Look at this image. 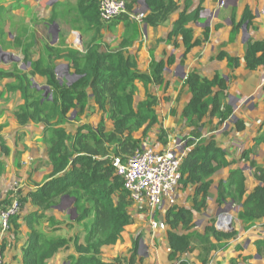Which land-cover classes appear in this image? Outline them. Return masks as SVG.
<instances>
[{"label": "trees", "instance_id": "16d2710c", "mask_svg": "<svg viewBox=\"0 0 264 264\" xmlns=\"http://www.w3.org/2000/svg\"><path fill=\"white\" fill-rule=\"evenodd\" d=\"M147 12L143 17L144 23L155 27L179 12L178 18L172 24L169 38L181 34L185 50L201 42L200 38L193 39V29L188 26L200 19L202 10L199 5L188 11L191 0H184L185 8L179 10L176 0H143ZM125 11L108 23H104L99 16L98 0H64L55 3L49 21H62L70 28L76 29L82 35H91V42L83 44V50L68 46L66 39L58 35L57 44L45 43L37 59H32L31 52L37 43L36 32L20 18L18 25L15 16L8 11L10 7L0 5V47L19 49L22 60L30 70H24L12 62L10 67L0 65V80L7 78L11 82L4 85L9 93L19 92L23 102L15 108L13 114L18 125H25L28 121L41 124L42 142L46 146L48 162L51 171L41 182H36L35 188L27 193L18 189L17 197L21 203V210L29 199L35 210L23 217L28 228V243L22 248L20 264H46L60 249L71 242L76 255H70V264H120L123 256L105 261L101 248L104 245H114L126 227L134 223L129 207L132 201L111 164V156L125 159L138 147L140 139L133 133L142 130L146 134L157 123L158 116L154 109L157 97L150 93L149 84L164 82V61L150 62L149 72L138 69L135 55L127 52V47L138 37V23L130 18L138 0H125ZM15 4L13 7H17ZM5 17L11 27L15 29L13 38L7 39ZM253 18L247 8L243 12L241 21L233 23L231 38L239 31L240 25ZM124 23V33L119 49H102V30H115L118 23ZM209 35V28L203 31V40ZM217 57L228 59V66L238 65V58L225 52ZM244 61L250 70L264 66V40L247 39L245 41ZM59 60L67 61L70 68L78 76L71 84L61 83L56 75ZM174 60L169 56L167 63ZM35 74L44 76L48 91L37 87L33 80ZM230 75H222L215 71L212 77L201 76L192 70L186 77L190 97L181 111L185 124L191 127L185 138V154L180 163L182 187L193 186L191 198L192 207L185 208L177 204L167 208L165 224L167 226V243L170 248L168 259L178 261L177 264H190L179 255L192 251L193 244L198 242L201 247L200 260L206 264L212 251L226 248L228 240L236 235V231L224 232L218 230L214 224L205 226L203 232L194 230V212L200 213L206 207L208 189L213 174L232 164L224 150L216 144L211 136L206 140L201 133L204 125L202 119L208 118L210 130L230 118L233 107L226 101ZM135 81L142 83L145 97L134 105V94L137 91ZM264 88V87H263ZM92 99L105 118L112 121V128L108 130L102 116L95 126L82 123L73 133L66 131V123L70 117L78 120V115L86 109L88 101ZM75 110L76 116H70ZM6 124L0 125V130ZM236 129L242 130L244 123L236 120ZM165 131L160 129L159 139L165 142ZM0 152L7 154L9 149L0 135ZM250 150L243 152L245 160H249ZM253 169V176L258 184L246 194V175L239 167L230 168L225 180L217 185V202L225 203L230 199L240 206L237 217L249 227L258 219H264V167L253 160H249ZM4 173V162L0 159V178ZM0 206L9 201L12 193H6ZM63 196L72 200L75 217L71 219L85 231L83 240L75 234L69 238L57 236L56 229L61 221L51 212ZM144 210V208H140ZM10 218L9 229L14 233L20 230L21 211ZM48 221V230L41 228V224ZM38 226V228H37ZM179 230L183 231L179 233ZM55 234V235H54ZM141 234L132 244L128 264H132L137 256ZM257 251L264 255V236L255 241ZM5 248V236L1 235L0 251ZM3 254V253H2ZM235 264V259L231 261Z\"/></svg>", "mask_w": 264, "mask_h": 264}, {"label": "crops", "instance_id": "0c3cea01", "mask_svg": "<svg viewBox=\"0 0 264 264\" xmlns=\"http://www.w3.org/2000/svg\"><path fill=\"white\" fill-rule=\"evenodd\" d=\"M40 1L42 0H0V5L10 7L8 11L11 15H22L24 17L25 22L30 28L35 30L38 44L42 36L40 31L34 26L39 22L29 21L32 10L39 11V9H42L43 20L40 21L42 23L40 25H47L54 4L63 2L64 0H46L45 6L42 8H39ZM75 1L72 0V2ZM176 2L180 11L185 8L184 0H176ZM199 3L200 0H191V4L187 10H193ZM15 4L18 6L14 8ZM46 6L48 7L47 9H45ZM201 7L200 19L188 25L193 29V39L200 38L201 42L193 46L189 51L185 50L181 34L172 35L169 38L172 24L178 18L179 12L170 15L166 21L155 27H150L144 21L141 23L137 22L139 26L138 37L126 50L129 54L136 56L138 69L142 72H149L152 59L156 61L163 60L165 65L163 70L164 82L161 85L149 84L148 88L150 93L157 97L154 109L157 113L158 121L152 125L146 134H143L142 130H139L134 132L133 136L139 139L142 138L144 142L150 143L157 148L170 147L177 135L187 137L191 127L185 124L181 111L190 97L186 84V77L189 72L195 70L204 77H212L215 71L225 76L230 75L231 79L226 91V101L233 107L232 115L215 130H210V124L207 122L208 118L204 117L202 119L204 125L201 133L206 140L212 136L216 144L224 150L226 158L232 164L213 174L212 182L208 189L206 207L200 213L193 211L195 224L193 229L203 232L205 226L211 224L212 221L215 222V219L219 217L217 211L220 208H225L224 214L228 215V211L232 209L234 204L236 205L235 211H233L232 217L230 214L228 216L232 220L233 230L236 231V235L228 240L226 248L212 251L210 259L206 264H232L231 261L233 259H235V264H264V255L258 253L255 245V241L264 236V219H258L249 227H246L237 217L240 209L239 205L233 203L230 199H227L222 204L217 202V185L219 181L227 178L230 168L239 167L243 170V173L246 175V194H248L258 184V181L252 174L253 169L249 164V160H253L264 167V66L261 65L257 69L250 70L246 67L243 58L245 41L247 39L264 40V0H203ZM246 8L253 18L250 21L243 22L236 36L230 39L233 23L241 21ZM134 10L146 13L147 7L143 3V7L138 10L136 4ZM5 19L9 21L8 18L5 17ZM53 22L56 23V21H52V24ZM244 24L247 31L243 37L242 26ZM51 26L54 27V25ZM205 27L209 28V35L206 40H203ZM73 32L75 33V31ZM123 33V22L118 23L113 31L103 29L102 38L98 40L102 45L101 48L119 49ZM7 34V39L11 40L13 38L12 33L7 31ZM80 35L82 38L85 36V43L91 42L90 34L82 35L80 32ZM86 37H89L88 41ZM55 41L53 39L52 43ZM67 41H70L69 37L66 39ZM38 44L36 43V45ZM68 46L70 45L68 44ZM0 49L10 57V59H3L18 60V57L9 52L11 48L2 49L0 47ZM220 52L237 57L239 61L238 65L232 68L229 67L226 57L222 59L217 57ZM39 53L36 57H32V59H37ZM171 55L174 60L168 64L167 60ZM61 61L65 60H59L58 63ZM25 67L27 70H30L28 65H25ZM35 76L44 85H38L35 81ZM33 80L40 89L41 86H47L44 76L35 74ZM135 84L137 91L134 94V98L137 99V104L145 97V90L141 82L135 81ZM14 93H17V105L21 104L23 100L20 97V93L18 91ZM89 105H91L92 110L98 109L92 99L89 100ZM11 120L12 122H10ZM236 120H241L244 123L242 130L236 129ZM6 122V125L0 131V135L6 142L9 152L7 154L0 152V159L4 162V173L0 178V199H3L5 194L12 189L14 182L19 183L22 192L27 193L29 190H33L35 188L34 184L41 182L43 177L52 168L48 162L46 146L42 142L41 124L28 121L25 125H18L14 114H12L10 120L6 119ZM83 123H89L92 126L96 125L94 122L86 121ZM106 128L108 130L112 128L111 120L106 121ZM160 129L165 131V142L159 139ZM9 132H11V135H9ZM245 150H250L248 154L249 160H245L243 157ZM193 192V186L183 187L181 192L178 190L176 204L185 208H191ZM140 208H144V210ZM167 208V206L163 205L156 209L154 217L158 225L155 228H151L148 223L150 218L149 211H147L145 205L143 203L131 205L129 211L133 215L134 223L126 227L116 244L102 246L101 254L103 260L108 261L115 257L123 256L124 259L121 260L120 264H128L127 257L132 248L133 240L141 234L137 256L132 264H177L178 261L168 259L170 248L167 243V226L165 224V212ZM35 209L36 207L32 205L29 199L23 205L19 222L22 223L21 227L25 229L26 233L28 232V228L24 224L23 217ZM47 215H55L56 218L60 217L56 215L55 208L47 213ZM43 220L46 224V218ZM63 228L66 229V232L63 231ZM81 228L82 231H78V226L75 225L71 228L65 223L62 229L57 230L56 233L66 238L71 237L72 234H78L80 240H83L85 231H83L82 226ZM182 232L179 230V233ZM4 235L11 237L9 231L4 233ZM8 241L14 240L8 238ZM23 243L25 244L23 245ZM23 243L19 246L21 252L15 254L14 262L8 261L6 264L21 263L22 248L28 243V239ZM193 245L192 251L180 254L179 258L188 260L190 264H203L200 260V254H202L200 244L197 242V244L194 243ZM5 248L7 247L5 246ZM5 248L2 253L5 252ZM70 255H76V253L72 243L68 242V246L55 253L46 264H70Z\"/></svg>", "mask_w": 264, "mask_h": 264}, {"label": "built area", "instance_id": "2783aa9c", "mask_svg": "<svg viewBox=\"0 0 264 264\" xmlns=\"http://www.w3.org/2000/svg\"><path fill=\"white\" fill-rule=\"evenodd\" d=\"M125 8V0H98L99 16L104 23L110 22L124 12ZM144 15L145 13L134 10L130 18L141 23ZM74 34L72 42L78 45L80 44L79 33L75 31ZM184 154L185 148L182 149L179 141H175L168 148H157L150 143L143 142L125 159L115 155L111 156V164L115 173L123 180L124 188L132 204L143 203L149 211L148 223L151 228L158 225L154 217L158 207L165 205L169 208L177 203V190L182 176L180 163ZM18 189H20L19 183L14 182L11 189L13 194L9 196V201L0 206V241L1 235L9 228L10 218L20 213L21 203L17 197ZM220 218L221 216L217 220ZM217 220L216 223L214 222L215 225ZM0 264H6L1 251Z\"/></svg>", "mask_w": 264, "mask_h": 264}, {"label": "rangeland", "instance_id": "374dc122", "mask_svg": "<svg viewBox=\"0 0 264 264\" xmlns=\"http://www.w3.org/2000/svg\"><path fill=\"white\" fill-rule=\"evenodd\" d=\"M45 1L46 0H42V1L39 2V8H42L43 6H45ZM143 3H144L143 0H139V2L137 3V9L138 10H140L143 7ZM47 8L48 7L46 6L45 9H47ZM21 16L22 15H16L15 16L16 25H18L19 21L22 18L24 19V17L23 16L21 17ZM41 20H43V11H42V9H39V11H34V9H33L32 12H31V17H30L29 21H32V22H35V23L39 22V23H36V24L34 23L35 24L34 26L36 27L37 30L40 31L42 39H41L40 43L38 44V42H37L38 45H36V47L32 49V52L30 53L32 57H36L38 55V53L42 49V46L45 43H49L51 45L52 44L56 45L57 44L58 35H62L64 37H66V39H68V37H69L70 41L69 42L67 41V43L71 47H76L77 49H79L81 51L83 50V44L85 43V39H84L85 36H83L84 38H82V36L80 35V32H78L77 30L70 29L67 24H64V23H62L60 21H56L54 27L51 26L52 25V21H49V20L48 21L46 20L48 22L47 25L46 24L40 25V24H42L40 22ZM5 22H6L5 23V29L7 28L6 31L11 32L12 35H13L15 33V29L16 28L13 29L11 27L10 22H8V21H5ZM44 22H45V20H44ZM73 31H77L79 33V38L81 39V42H80L81 46H79L80 44L79 45H74V43L72 42V40L74 38V35H75ZM53 35L56 36V41L54 43H52L53 37H54ZM86 40L88 41L89 37H86ZM82 41H83V44H82ZM10 48L11 49H9V52H11L16 57H18V60L17 59H11V60L3 59L2 55L0 54V65L2 67H4V68H8V67H10V64L12 62H14V63L17 64V66L19 68L24 69V70L27 71V69L25 67V63L22 60V55H21L20 50L19 49L18 50L14 49L12 47H10ZM56 75H57L58 80L61 83H65V84H71V83H73L74 81H76L78 79V76L74 73L73 69L70 68L68 63L65 62V61H61L60 63L57 64ZM38 80H39V78L35 76V81L37 82V84L38 85H44L43 82L40 83ZM11 81H12L11 79H2V80H0V122H2V123H0V125L1 124H6L7 123L6 119L7 120L11 119L12 114H13L15 108L17 107V103H18L17 93H7V91L4 89V85L7 82H11ZM136 100L137 99L134 98V104H136ZM85 110H84L83 113L78 115V120H76V121L72 120V118L70 117L69 121L66 123V131L68 133H73L74 130L77 128V126L79 124H82L83 122H86V121L87 122H94V123L97 124L102 116L104 117V121H105V124H106V121L108 119L105 118V116L102 113V111H99L98 109L97 110H95V109L92 110L91 105H89V101L87 103V106H86ZM76 115L77 114H74L73 117L76 116ZM70 116H72V115L70 114ZM10 122H12V120ZM1 130H2V128H1ZM9 135H11V132H9ZM185 138L186 137H183V135H177V137L174 140V142L175 141H179V143L181 144L182 149H184L185 148V144H186V139ZM143 142L144 141L141 138L140 142H139V145H142ZM182 188H183L182 185H180L179 189H178L179 192H181ZM178 190H177V194H178ZM2 200H4V198L0 199V201H2ZM235 208H236V205L233 204L232 209H230V211H228L229 214L231 215V217H232L233 211H235ZM72 209H73L72 200L70 198H68L67 196H63L61 198V200L58 202L57 208H55L56 215L60 216V217H57V219H59L61 221V224H60V226H58L56 231L59 230V229H62V226L65 223L67 224L68 227H71V228H73L76 225L79 228L78 231H82V228H81L80 225L75 224V222H73L72 220L69 219ZM53 216H55V215H53ZM216 220L217 219H215V223H216ZM48 226H49L48 221L46 222V224L45 223L41 224V228L44 229V230L45 229L48 230L47 229ZM37 228H38V226H37ZM56 231H55V234L57 236H60V234H57ZM63 231L66 232V229L63 228ZM6 232H8V230ZM9 233L11 234V237L4 235L5 236V246L7 248H5V252L3 253V257H4V260L6 259L5 262H8V261L14 262L15 254H18L19 252H21L19 246L23 242H26V240L28 239V232L26 233L25 229H23L21 227V229L18 232H16V233H14V228H11V229H9ZM72 236H73V234H72ZM8 238H12L14 241L9 242ZM24 244L25 243H23V245ZM195 244H197V242H195Z\"/></svg>", "mask_w": 264, "mask_h": 264}, {"label": "water", "instance_id": "95a60500", "mask_svg": "<svg viewBox=\"0 0 264 264\" xmlns=\"http://www.w3.org/2000/svg\"><path fill=\"white\" fill-rule=\"evenodd\" d=\"M52 25L55 26V23L53 22ZM246 31H247V28H246V25L244 24V25L242 26L243 37H244V34L246 35ZM53 36H54L53 39L56 40V36H55V35H53ZM0 53H1V55L3 56V58H9V59H10L9 55H8L7 53H5V52H2L1 49H0ZM41 89H43V90H44V94H46L49 88H48V86H41ZM74 114H75V110H73V111L71 112V115H72V116H73ZM56 208H57V206H56ZM224 211H225V208H224V209H223V208H220V210L218 211L219 216H221V214H222ZM74 217H75V209L73 208L72 211H71V214H70V219H73ZM216 225H217L216 228H217L218 230H221V231H224V232H232L233 229H234V227L232 226V220H231L230 217H228V221H227L225 224H221V220L218 219Z\"/></svg>", "mask_w": 264, "mask_h": 264}, {"label": "bare ground", "instance_id": "6f19581e", "mask_svg": "<svg viewBox=\"0 0 264 264\" xmlns=\"http://www.w3.org/2000/svg\"><path fill=\"white\" fill-rule=\"evenodd\" d=\"M229 215V214H228ZM227 214H222L221 215V224H225L226 223V221L228 220V216Z\"/></svg>", "mask_w": 264, "mask_h": 264}]
</instances>
